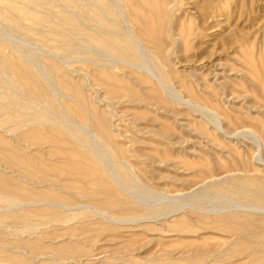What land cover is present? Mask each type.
Listing matches in <instances>:
<instances>
[{
	"label": "rangeland",
	"instance_id": "1",
	"mask_svg": "<svg viewBox=\"0 0 264 264\" xmlns=\"http://www.w3.org/2000/svg\"><path fill=\"white\" fill-rule=\"evenodd\" d=\"M263 194L264 0H0V264H264Z\"/></svg>",
	"mask_w": 264,
	"mask_h": 264
},
{
	"label": "bare ground",
	"instance_id": "2",
	"mask_svg": "<svg viewBox=\"0 0 264 264\" xmlns=\"http://www.w3.org/2000/svg\"><path fill=\"white\" fill-rule=\"evenodd\" d=\"M94 5V4H93ZM106 18V17H105ZM60 30V29H59ZM77 30V29H76ZM75 32V31H74ZM70 35V34H69ZM82 35V34H81ZM71 37V36H70ZM85 38V37H84ZM82 39V38H81ZM102 41V40H101ZM139 41V40H138ZM140 42V41H139ZM138 42V43H139ZM79 43V42H78ZM142 43V42H141ZM76 44V43H75ZM80 45V44H79ZM83 47V46H82ZM75 48V47H74ZM84 48V47H83ZM83 48H81V51H82V49ZM78 52V51H77ZM141 52V51H140ZM87 53V52H86ZM104 55V54H103ZM111 55V54H110ZM110 57V56H109ZM112 57V56H111ZM143 57V56H142ZM107 58V57H106ZM110 60V59H109ZM106 61V60H105ZM145 61V60H144ZM18 63V62H17ZM133 64V63H132ZM131 65V64H130ZM137 66H139V65H137ZM142 67V66H141ZM28 71V70H27ZM44 143V142H43ZM43 143H42V145H43ZM50 143H51V141H50ZM60 143V142H59ZM35 144H38V142H36ZM34 144V145H35ZM45 144V143H44ZM52 144V143H51ZM41 145V144H40ZM53 146V145H52ZM60 153V152H59ZM61 154V153H60ZM59 154V155H60ZM64 154V153H63ZM58 155V154H57ZM68 155H71V153H69V154H66V157L68 156ZM40 157V156H39ZM59 157H62V156H59ZM63 157H65V155L63 156ZM66 159V158H65ZM68 159V158H67ZM71 160V159H70ZM67 161H69V159L67 160ZM33 162V161H32ZM71 162V161H70ZM40 164V163H39ZM65 164V163H64ZM70 165V164H69ZM65 166V165H64ZM44 167V166H43ZM53 168H55V167H53ZM49 169H52V168H50L49 167ZM69 174V173H68ZM76 175V174H75ZM53 186H55V185H53ZM61 188V187H60ZM259 193V192H258ZM260 195V194H259ZM264 195V194H263ZM52 204V203H51Z\"/></svg>",
	"mask_w": 264,
	"mask_h": 264
}]
</instances>
